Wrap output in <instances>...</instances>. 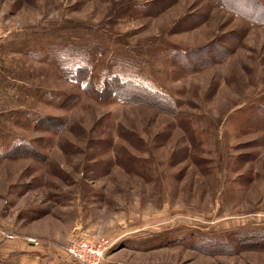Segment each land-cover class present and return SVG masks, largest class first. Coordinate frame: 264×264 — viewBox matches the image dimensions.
I'll return each mask as SVG.
<instances>
[{
  "label": "rangeland",
  "instance_id": "rangeland-1",
  "mask_svg": "<svg viewBox=\"0 0 264 264\" xmlns=\"http://www.w3.org/2000/svg\"><path fill=\"white\" fill-rule=\"evenodd\" d=\"M0 32V264H264V0H0Z\"/></svg>",
  "mask_w": 264,
  "mask_h": 264
},
{
  "label": "built area",
  "instance_id": "built-area-1",
  "mask_svg": "<svg viewBox=\"0 0 264 264\" xmlns=\"http://www.w3.org/2000/svg\"><path fill=\"white\" fill-rule=\"evenodd\" d=\"M4 36L5 34L0 32V39ZM116 245L117 241L107 237L98 240L76 237L62 244L60 252L76 264H103L107 254L116 248Z\"/></svg>",
  "mask_w": 264,
  "mask_h": 264
},
{
  "label": "trees",
  "instance_id": "trees-1",
  "mask_svg": "<svg viewBox=\"0 0 264 264\" xmlns=\"http://www.w3.org/2000/svg\"><path fill=\"white\" fill-rule=\"evenodd\" d=\"M88 66H83V67H79L76 71V74L75 76L71 75L72 77H74L73 79L77 80V81H82V82H87L88 81V84L89 85H92L93 82L91 79L88 78ZM87 73L88 75L86 76ZM84 74L83 76V79L81 78V76ZM120 76H116L114 77V79L110 80V83L111 84H107V81L103 82L100 86L101 87H97L95 88L96 89V95L98 96H102V94L108 90V91H111V93H109L108 95L109 96H123L126 100H128L129 102H132V103H136V102H140V103H145L147 105H154L156 106L157 108L159 107L158 105H156L157 103L155 101H151V99H149L147 101V98L149 97H152V95L148 94L147 92H141V93H144V95L142 96V94L140 95V90L142 87L136 85V83L134 81H131V80H122L123 78L120 77ZM117 78V79H116ZM147 95V96H146ZM164 98V97H162ZM161 102H165V103H161L162 106L166 107L167 106V103L170 104L167 106V108H163L166 112H172V102L166 98L163 99V101ZM165 104V105H163ZM161 108V107H160ZM177 114V113H176ZM259 242V241H257ZM260 243V242H259Z\"/></svg>",
  "mask_w": 264,
  "mask_h": 264
}]
</instances>
